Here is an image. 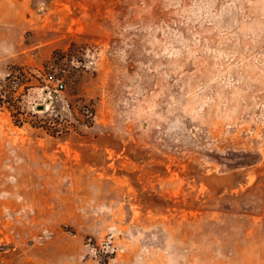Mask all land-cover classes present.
I'll list each match as a JSON object with an SVG mask.
<instances>
[{
    "label": "rangeland",
    "instance_id": "obj_1",
    "mask_svg": "<svg viewBox=\"0 0 264 264\" xmlns=\"http://www.w3.org/2000/svg\"><path fill=\"white\" fill-rule=\"evenodd\" d=\"M0 264H264V0H0Z\"/></svg>",
    "mask_w": 264,
    "mask_h": 264
},
{
    "label": "built area",
    "instance_id": "obj_2",
    "mask_svg": "<svg viewBox=\"0 0 264 264\" xmlns=\"http://www.w3.org/2000/svg\"><path fill=\"white\" fill-rule=\"evenodd\" d=\"M45 87L50 85L55 92L62 91L65 87L63 80L57 77L55 74L48 73L45 75Z\"/></svg>",
    "mask_w": 264,
    "mask_h": 264
},
{
    "label": "trees",
    "instance_id": "obj_3",
    "mask_svg": "<svg viewBox=\"0 0 264 264\" xmlns=\"http://www.w3.org/2000/svg\"><path fill=\"white\" fill-rule=\"evenodd\" d=\"M57 105H59V103L58 104H53V107L55 108V110H57L58 108H57ZM16 111V110H15ZM48 114V113H47ZM12 116L15 118L13 121H14V123L16 124V125H21V122L16 118L17 117V115H15V114H12ZM51 129V128H50ZM55 132V131H54ZM65 139V138H64ZM99 257H100V260L101 261H104V263H106V260H107V258L109 257V252H99Z\"/></svg>",
    "mask_w": 264,
    "mask_h": 264
},
{
    "label": "water",
    "instance_id": "obj_4",
    "mask_svg": "<svg viewBox=\"0 0 264 264\" xmlns=\"http://www.w3.org/2000/svg\"><path fill=\"white\" fill-rule=\"evenodd\" d=\"M38 109H43V106L42 105H38Z\"/></svg>",
    "mask_w": 264,
    "mask_h": 264
}]
</instances>
